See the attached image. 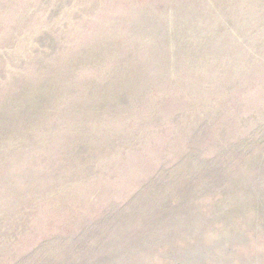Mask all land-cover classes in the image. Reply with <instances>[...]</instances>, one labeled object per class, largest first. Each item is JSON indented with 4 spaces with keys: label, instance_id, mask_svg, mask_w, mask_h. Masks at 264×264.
I'll return each instance as SVG.
<instances>
[{
    "label": "rangeland",
    "instance_id": "1",
    "mask_svg": "<svg viewBox=\"0 0 264 264\" xmlns=\"http://www.w3.org/2000/svg\"><path fill=\"white\" fill-rule=\"evenodd\" d=\"M0 264H264V0H0Z\"/></svg>",
    "mask_w": 264,
    "mask_h": 264
}]
</instances>
